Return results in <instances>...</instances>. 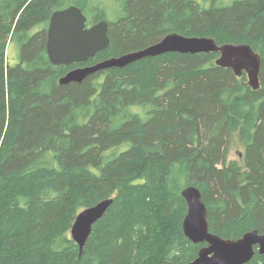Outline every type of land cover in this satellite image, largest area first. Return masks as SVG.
<instances>
[{"label":"trees","instance_id":"obj_1","mask_svg":"<svg viewBox=\"0 0 264 264\" xmlns=\"http://www.w3.org/2000/svg\"><path fill=\"white\" fill-rule=\"evenodd\" d=\"M114 1L110 16L105 0H0V264H185L204 245L182 230L188 185L210 232H264V0ZM69 5L87 24L105 19L110 42L55 65L46 30ZM171 32L249 44L262 59L259 87L217 65L216 52L175 51L59 84L76 66ZM235 132L241 164L227 159ZM105 198L80 251L72 223ZM244 264H264V254L255 247Z\"/></svg>","mask_w":264,"mask_h":264},{"label":"water","instance_id":"obj_2","mask_svg":"<svg viewBox=\"0 0 264 264\" xmlns=\"http://www.w3.org/2000/svg\"><path fill=\"white\" fill-rule=\"evenodd\" d=\"M108 22L101 19L87 25V17L76 5L54 10L46 30V52L51 63L69 65L87 61L97 52L109 45ZM197 53L216 52V64L232 69L235 75L245 73L247 83L252 89L259 87V72L262 59L247 43H224L207 36H185L176 32L164 35L159 41L109 57L93 64L76 66L59 78V84L81 83L94 72L110 68L123 67L147 56L165 52ZM187 211L182 220L184 235L193 243H203L197 256L185 264H244L255 254H264V232L256 229L244 232L237 238H222L209 231L207 210L201 192L194 185L181 190ZM112 198H105L96 204L79 211L70 228L71 238L81 251L93 224L101 218Z\"/></svg>","mask_w":264,"mask_h":264},{"label":"rangeland","instance_id":"obj_3","mask_svg":"<svg viewBox=\"0 0 264 264\" xmlns=\"http://www.w3.org/2000/svg\"><path fill=\"white\" fill-rule=\"evenodd\" d=\"M104 4H105V7H106L109 15L113 16V14L115 13V9H116L115 1L114 0H105ZM90 16H91V20H92V18H93L92 13ZM91 24L92 23L87 24V25H91ZM14 47H15L14 44H12L11 42L7 47V60H8V62L9 61L13 62L15 60L16 50ZM242 152H243V145L241 144V142L239 140L238 133L235 132V133H233L231 140H230V143H229V146H228L227 159L228 160H235L241 164Z\"/></svg>","mask_w":264,"mask_h":264},{"label":"bare ground","instance_id":"obj_4","mask_svg":"<svg viewBox=\"0 0 264 264\" xmlns=\"http://www.w3.org/2000/svg\"><path fill=\"white\" fill-rule=\"evenodd\" d=\"M181 194V193H180ZM187 209V208H186ZM189 240V239H188Z\"/></svg>","mask_w":264,"mask_h":264}]
</instances>
